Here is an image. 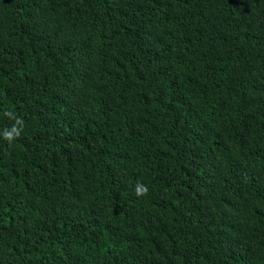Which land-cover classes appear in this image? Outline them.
Masks as SVG:
<instances>
[{"label":"trees","instance_id":"16d2710c","mask_svg":"<svg viewBox=\"0 0 264 264\" xmlns=\"http://www.w3.org/2000/svg\"><path fill=\"white\" fill-rule=\"evenodd\" d=\"M0 264H264V0H0Z\"/></svg>","mask_w":264,"mask_h":264},{"label":"clouds","instance_id":"9594fccd","mask_svg":"<svg viewBox=\"0 0 264 264\" xmlns=\"http://www.w3.org/2000/svg\"><path fill=\"white\" fill-rule=\"evenodd\" d=\"M3 115L6 116L8 119L14 121L11 128H5L2 132L3 139L9 144H11L13 140L20 136V133L23 129L24 121L11 110H5ZM134 191L136 196L139 198L147 195L149 189L146 185L137 182Z\"/></svg>","mask_w":264,"mask_h":264}]
</instances>
